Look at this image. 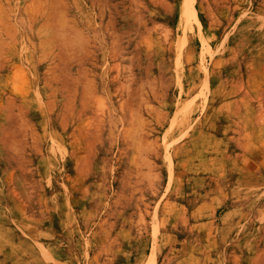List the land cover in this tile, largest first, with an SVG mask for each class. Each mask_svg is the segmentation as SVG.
<instances>
[{"label":"rangeland","instance_id":"374dc122","mask_svg":"<svg viewBox=\"0 0 264 264\" xmlns=\"http://www.w3.org/2000/svg\"><path fill=\"white\" fill-rule=\"evenodd\" d=\"M0 264H264V0H0Z\"/></svg>","mask_w":264,"mask_h":264}]
</instances>
